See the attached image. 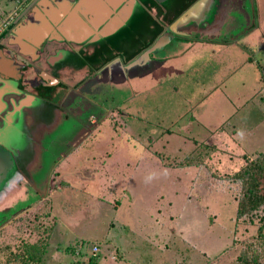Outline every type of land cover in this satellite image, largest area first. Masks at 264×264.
Instances as JSON below:
<instances>
[{
    "label": "rangeland",
    "instance_id": "1",
    "mask_svg": "<svg viewBox=\"0 0 264 264\" xmlns=\"http://www.w3.org/2000/svg\"><path fill=\"white\" fill-rule=\"evenodd\" d=\"M27 1L0 0V14ZM240 5L249 22L193 53L173 80L119 102L101 90L106 114L88 109L80 128L48 141L35 189L38 214L56 220L45 223L46 264H233L255 238L235 229L234 192L216 176L264 150V0ZM16 141L0 148L21 149ZM190 153L204 165L173 164Z\"/></svg>",
    "mask_w": 264,
    "mask_h": 264
},
{
    "label": "flooded vegetation",
    "instance_id": "2",
    "mask_svg": "<svg viewBox=\"0 0 264 264\" xmlns=\"http://www.w3.org/2000/svg\"><path fill=\"white\" fill-rule=\"evenodd\" d=\"M39 1L41 0H29L26 4H22V7L14 11L15 15L13 19L6 26L1 27L0 51L2 50L5 53H7L6 43L8 39H11L12 27L7 31L5 29L7 26H10L22 12H24L23 15L14 26H25L26 22L29 20L30 23L27 24L30 25V31L32 30L30 32L31 34L35 32L40 37L49 34L42 42L43 44L37 52L38 57L35 56L33 61L30 60V63L24 65L17 60L16 56H11L10 60H5L9 61L8 67L12 66L13 69H4V67H2L4 74L14 79L8 78L7 80L10 90L5 94L4 100L7 103V101L9 102V100L13 98L12 96H16L14 100H17L18 103V99H20L21 96L31 95L40 102L43 101V97L39 95L41 90H46L48 92L54 91L55 97L53 102L57 103L59 108L64 111L61 115V119L67 128H70L72 124L80 128L81 122L85 119H91L92 116H90L88 109L96 108L102 111L103 114H106L102 105L96 103V98H98L101 90L107 91L110 97L117 99L116 101L118 102L119 100H124V97L130 96V94H133L131 97L132 99L138 97L141 94L138 93L141 91V88L147 87L150 83V80L146 81V78L150 77L169 62V56H163V52L168 48L171 49L174 45L173 43H176L177 38L189 40L188 47L190 49L197 47V49L192 52L195 53L199 51L200 48H205L219 42L221 38H225L230 32L242 29L240 28L241 25L248 23L250 17H248V14H250V4L246 2L242 4L246 9L249 7L247 9L248 14H246L242 10L244 7L242 8L240 5L242 0H237L226 14L225 20L220 28L215 27V25L214 27L216 29H213V27L205 34H192V37L187 38L172 35L174 38L163 47V51L150 57L151 59L165 60L164 65L154 72L142 78L133 77L126 79L124 82L112 83L108 78L107 82L102 78L103 75L104 77L106 76L104 71L101 72L103 69L102 66L107 62H101V66L93 70L94 72L91 75H88L87 72L83 70V67L86 69L93 68L96 63L109 58L112 54L116 56L110 60L120 58L122 64L126 65L133 60L125 62V58L129 54L127 45H130L132 42L131 35L133 36V41L137 42L138 37H140V34L144 31V34L148 31H155L152 22H156L162 28V32L158 37L160 38L168 32L172 22L186 13L198 0H116L117 2H114L113 5L116 4L117 8L112 16L102 23L100 29L95 32L97 38H90V40L82 46L68 43L59 31V28L61 29L63 25L66 23L68 24L70 15H73V12L82 19H85L87 16L92 18L98 11H100L101 15L102 11L105 9L98 10L95 9V7L100 5H104V8L107 6L111 7L112 5H110V3L113 0H50L48 4H46L47 13L53 11L55 12L54 15L58 17L61 16V20L57 21L58 24H55L54 27L50 22H47L40 12L37 14V8L35 6ZM85 1L87 5H90L88 6L90 14L86 16L82 14V10H80ZM68 3L70 5L69 8L67 7ZM14 12L12 11V13ZM12 13H9L7 17H2L4 19L2 23H4ZM3 15L5 16V13H2L1 16ZM146 25H148V27ZM36 34L32 35L33 37L29 36V38L34 39L37 36ZM129 39H131V41ZM34 42H36V40ZM113 50H116V52H113ZM77 78L82 79L78 86L62 89V86H67L69 82H73ZM98 78L101 79L96 83ZM115 78L116 77H112L111 79ZM13 89L19 92L22 91V95H19ZM72 89L76 91L75 95L66 98L69 90ZM76 93H79L82 97L76 95ZM37 100L34 103H28L21 111L16 110L15 113L20 114L21 117L19 119L16 118L13 123H5V120H8L11 115L12 105H10V108L9 105L7 109L4 108V111L0 114V138L8 137L10 139L13 137L17 140L16 142L19 141V136L22 134L21 131L23 130L25 132L26 128L29 127L28 121H31V118H35V116L40 114L34 112V109L37 108ZM62 103L65 108L62 106ZM20 121L21 123H19ZM66 123L69 124L67 125ZM92 127L91 125L89 129L92 130ZM44 133L47 132L42 127L35 131V135L37 136L43 135ZM45 147H47V145ZM42 164L43 161L40 160L39 165Z\"/></svg>",
    "mask_w": 264,
    "mask_h": 264
},
{
    "label": "trees",
    "instance_id": "3",
    "mask_svg": "<svg viewBox=\"0 0 264 264\" xmlns=\"http://www.w3.org/2000/svg\"><path fill=\"white\" fill-rule=\"evenodd\" d=\"M0 17L2 18L1 14ZM146 26L148 27V25ZM152 26L155 31H148L145 34L144 31L140 34V37H138L137 42L133 41V36L131 35L133 43L131 42L130 45H127L129 54L126 56L125 62L137 57L145 49L149 48L160 36L162 28L156 22H152ZM129 40L131 41V39ZM173 44L171 49L168 48L163 52V56H169L167 65L165 64L161 69L146 78V81L150 80L149 82L151 84L147 87L145 86V88H141V91L138 93H145L169 80H173L181 71L185 70L184 66L186 61L193 55L192 52H194L197 47L190 49L188 47L189 40L182 38H177L176 43ZM209 46L211 47V45ZM113 52H116V50H113ZM115 56V54H112L109 58L96 63L93 68L86 69L83 67V70L87 72L88 75H91L94 72L93 70L98 69L102 63L108 62ZM81 81V78H77L75 81L69 82L67 86H62V89L76 87ZM261 82L262 87L258 91L259 93L264 91V73L261 75ZM39 95L43 97V101L37 102V108L34 109V112L40 114L35 116V118H31V125L26 128L28 135L26 131H21L22 136H19V144L21 143L23 145L22 147L19 146L21 149H19V152L15 155V161L21 174L19 179L17 177L15 180L17 183L16 186L20 183L17 198L23 197V200H25L24 198L26 197L25 194L23 195V192L26 191V185L28 184L27 179L31 180L32 174L40 170L37 167L40 162L36 163L35 161L37 146L34 141L32 142L33 135L35 131L41 127L50 130L52 126L61 119V115L64 112L59 108L57 103L53 102L55 97L54 91L48 92L46 90H41ZM132 96L133 94H130V96L124 98ZM243 159L244 163L236 171H231L232 173H227L225 175H216L217 180H222V184L231 190V192L232 190L234 192L232 199L237 202V207L232 221L234 222L235 229H238L240 226L244 228L252 227L256 229L257 234L254 239L247 240L242 244L243 246L240 248L233 264H264V150L262 152H257L253 157L245 155ZM173 164L179 168H187L200 166V164V167H202L204 162L202 164L201 161L196 160L193 153H190L181 161H174ZM54 175H58V173H54ZM226 193L229 194L227 191ZM38 219L39 224H30L28 235L25 238H19L18 242L11 246L12 248L8 247L5 253H3V257L0 259V264H46L45 260L49 253L48 247H50L52 238L51 230L53 228L51 229V226H45V223L50 222L52 227H54V224L56 225V220L53 218L54 220H51L52 222L48 221L49 218L45 214H38ZM70 249L72 248L70 247ZM66 250H69V247H66L64 252H67Z\"/></svg>",
    "mask_w": 264,
    "mask_h": 264
},
{
    "label": "water",
    "instance_id": "4",
    "mask_svg": "<svg viewBox=\"0 0 264 264\" xmlns=\"http://www.w3.org/2000/svg\"><path fill=\"white\" fill-rule=\"evenodd\" d=\"M50 0H41L36 4V12H39L44 16L47 22H50L54 27L55 24H58L57 21L61 20V16L58 17L55 12L47 13L46 4H48ZM67 1V0H66ZM140 1V0H139ZM237 0H198L197 3L190 7L189 10L184 13L177 20L173 21L169 26L168 32H166L163 36L158 38L149 48L145 49L142 53H140L137 57H135L132 61L127 63L126 65L122 64L120 58H115L110 60L105 65L102 66L101 72L104 71L106 76L103 79L107 82V78L112 83L124 82L126 79H130L133 77L142 78L144 76L149 75L154 72L158 68L164 65L165 60H157L151 59L152 55H157L163 51V47L173 39V36L178 37H192V34H205L209 30H211L215 25V27L220 28L222 23L225 20L226 14L229 12L231 6ZM46 2V3H45ZM116 0H113L110 5L111 7H105L104 5H100L95 7V9H105L102 11L100 15V11L96 12L89 18L88 16L85 19L77 16L75 12L73 15H70V20L68 24L59 28V31L62 33L65 40L73 45L82 46L90 38H97V30L100 29V25L104 23L116 10V4L113 5ZM45 3V5H44ZM68 8L70 7L69 3L67 4ZM87 2L81 6L80 10H82V14L85 16L89 13ZM69 10V9H68ZM24 12L17 17L10 26L6 27V31L12 27V35L11 39H8L6 43L7 53L4 51H0V97L8 92V78H12L10 76H6L4 74V69L11 68L8 67L11 56H16L17 60L23 63L24 65L30 63V60L33 61L35 56L38 57V50L40 46L43 44L42 42L49 36V34L42 35L40 37L38 34L34 32L37 36L34 39L29 38L34 34H31L29 24V20L26 22V25H15L14 24L19 20V18L23 15ZM39 16V15H38ZM37 17V15H36ZM100 17V18H99ZM99 18V21H98ZM102 19V20H101ZM14 26V27H13ZM213 29H216V28ZM173 35V36H172ZM33 37V36H32ZM36 40V42H34ZM9 55V57H8ZM112 77H116L115 79H111ZM119 77V78H117ZM14 79V78H12ZM101 78H98L96 83L99 82ZM14 86V85H13ZM14 90V89H13ZM17 92L16 90H14ZM73 89L69 90L68 96L75 95ZM76 95L82 97L79 93ZM30 96V95H28ZM32 97V96H30ZM64 103V102H63ZM62 106L65 108V106ZM23 103L20 102V106ZM21 176L20 171L18 170L17 164L14 160L13 154L6 150L5 148H0V197H2L5 193H8L11 188L16 186V178ZM17 179V180H18ZM12 186V187H11Z\"/></svg>",
    "mask_w": 264,
    "mask_h": 264
},
{
    "label": "crops",
    "instance_id": "5",
    "mask_svg": "<svg viewBox=\"0 0 264 264\" xmlns=\"http://www.w3.org/2000/svg\"><path fill=\"white\" fill-rule=\"evenodd\" d=\"M3 20L4 19L0 17V32L2 31L1 27H3ZM209 47L210 46L205 48L208 49ZM150 84L151 83H149L148 85ZM21 92L22 91H17L16 93L22 95ZM4 96L5 94L0 97V114L4 111V108L7 109L8 105L10 108V105H12L11 115L9 116L8 120H5V123H13L16 118L19 119L21 115L15 113V111H21L28 103H34L37 100L34 98V96L30 97L31 95H25L24 97L21 96L20 99H18L19 101L17 103V100H14L16 96H12L13 98H11L9 102L7 101L6 103V101L4 100ZM20 102L23 103L22 106H20ZM37 102L39 101L37 100ZM19 123H21V121ZM28 124L29 126L31 125L30 121H28ZM42 128L46 130L45 127ZM67 129L68 128H66L61 119L60 121H57L50 130H46L47 133L38 136L34 133L32 142L34 141L37 146V151L35 152V161L37 163L42 160L43 164L37 166L40 170L38 169L39 172L32 174L31 180L27 179L28 184L26 185V191L23 192V195L25 194L26 196L24 198L25 200H23V197L17 198L20 183L15 187L14 185L13 187L11 186V190L8 193H5L2 197H0V259L1 257H3V253H5L8 247L12 248L11 246H13L14 243L18 242L19 238H25L28 235L30 224H39L38 202L45 200V198H43V192L39 193L38 190V192L36 193L35 189L37 191L39 187L38 182L41 177L42 170L43 168H45L44 165L47 159V151L45 146L47 145L49 140H53L59 136H63ZM26 134L28 135L27 131ZM22 145L23 144L21 143L19 144V146L21 147ZM10 152L13 154L15 160V155L19 152V149L16 147ZM35 195L42 196V199L38 200V196L36 197V199Z\"/></svg>",
    "mask_w": 264,
    "mask_h": 264
},
{
    "label": "built area",
    "instance_id": "6",
    "mask_svg": "<svg viewBox=\"0 0 264 264\" xmlns=\"http://www.w3.org/2000/svg\"><path fill=\"white\" fill-rule=\"evenodd\" d=\"M14 15H15V12L14 13H12L5 21H4V23H3V26H6L12 19H13V17H14ZM96 249V248H95ZM97 250V249H96Z\"/></svg>",
    "mask_w": 264,
    "mask_h": 264
}]
</instances>
